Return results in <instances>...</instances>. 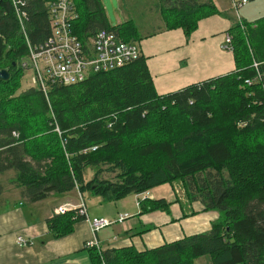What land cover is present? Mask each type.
<instances>
[{
    "label": "trees",
    "instance_id": "trees-1",
    "mask_svg": "<svg viewBox=\"0 0 264 264\" xmlns=\"http://www.w3.org/2000/svg\"><path fill=\"white\" fill-rule=\"evenodd\" d=\"M49 1L19 5L33 44L50 35ZM73 1L72 30L83 42L103 29L126 41L142 38L132 19L111 26L101 0ZM157 10L166 29L182 28L187 38L201 19L220 13L213 0H158ZM229 32L236 68L226 74L159 93L141 55L55 85L47 99L34 86L21 90L27 41L13 0H0V69L10 72L0 79V173L13 169L12 183L30 202L74 188L112 202L181 180L191 200L222 213L209 231L150 249H88L97 264L102 257L106 264H196L205 255L212 264H264V15ZM87 168L95 171L89 181ZM141 204L169 209L165 199ZM79 220L76 210L55 214L49 230L66 235Z\"/></svg>",
    "mask_w": 264,
    "mask_h": 264
},
{
    "label": "crops",
    "instance_id": "crops-1",
    "mask_svg": "<svg viewBox=\"0 0 264 264\" xmlns=\"http://www.w3.org/2000/svg\"><path fill=\"white\" fill-rule=\"evenodd\" d=\"M213 1L220 13L201 19L189 38L182 28L166 29L162 17L154 30L141 33L137 26L142 35L138 41L141 55L146 57L159 93L175 91L235 70L233 51L226 49L224 42L234 22L244 21L235 10L244 4L235 8L237 0ZM127 6L130 5L127 3ZM123 11V21L132 19L137 24L133 12ZM94 172L87 168L85 180L92 179ZM104 174L109 172L103 173L104 177H109ZM14 176L13 169L0 173L3 188L0 195V264H97L91 259L89 248L85 247L86 241L94 237L102 250L126 246L145 250L209 231L222 217L221 211L205 209L200 200H191L181 180L112 202H105L102 196L89 191L82 193L78 188L30 202L21 197V189L12 183ZM81 197L85 199L91 217H107L112 222L95 232L83 219L75 223L71 233L55 236L48 225V219L55 215V207L61 204L76 206ZM147 198L165 199L169 209L144 211L141 202ZM93 205L100 210L95 211ZM125 214V219L120 221V216ZM19 234L33 244L26 247L17 244Z\"/></svg>",
    "mask_w": 264,
    "mask_h": 264
},
{
    "label": "built area",
    "instance_id": "built-area-1",
    "mask_svg": "<svg viewBox=\"0 0 264 264\" xmlns=\"http://www.w3.org/2000/svg\"><path fill=\"white\" fill-rule=\"evenodd\" d=\"M28 0H13L17 18L24 34L28 52L20 59V66L24 72L31 73V86L41 90L47 99L52 87L55 85H71L84 81L91 73L100 70H111L132 63L141 56L139 42L126 41L115 29H103L85 42L80 40L72 30V22L78 17L77 6L73 0H53L47 3L50 23V35L44 42L33 44L28 36L26 19L27 10L21 9L20 4ZM247 0L235 1L234 6L239 7ZM233 36L230 32L225 35L224 47L233 50ZM254 67L259 69V63L254 62ZM264 77V71L259 73ZM251 83V80H248ZM15 135H19L15 133ZM81 202L72 206L61 204L55 207V214H64L76 210L77 215L87 220L93 231H98L108 226L112 221L107 217H91L88 206L83 197ZM125 215L119 220L123 221ZM17 244L26 247L33 242L26 236L19 234ZM85 247L97 248L102 252L100 242L96 237L86 241ZM101 264H106L102 257Z\"/></svg>",
    "mask_w": 264,
    "mask_h": 264
},
{
    "label": "rangeland",
    "instance_id": "rangeland-1",
    "mask_svg": "<svg viewBox=\"0 0 264 264\" xmlns=\"http://www.w3.org/2000/svg\"><path fill=\"white\" fill-rule=\"evenodd\" d=\"M101 1L111 26H116L124 20L125 15L123 9L125 10V12H133V16L135 17V21L137 22L136 25L141 30V33H145L149 30H154L155 28L158 27L159 23H161V21L158 20L160 19L161 14L159 10H156L158 0H128V1L101 0ZM121 1L123 7L121 5ZM127 3L130 5L129 7L127 6ZM235 10L240 17H243L245 21L248 22L253 21L258 17L264 15V0H247V3H245L243 6L239 8H236ZM163 26H165V24H163ZM21 84H22L21 90L29 88L28 86L32 84L31 73L29 71L25 72L24 76L21 79ZM106 176L112 178L114 174L110 175L109 173ZM180 184H181V189L183 190L182 183ZM89 207H90V203H89ZM93 208L95 211L100 210V208H97L95 205H93ZM195 263L211 264L212 262L210 256L205 255L199 257L195 261Z\"/></svg>",
    "mask_w": 264,
    "mask_h": 264
},
{
    "label": "water",
    "instance_id": "water-1",
    "mask_svg": "<svg viewBox=\"0 0 264 264\" xmlns=\"http://www.w3.org/2000/svg\"><path fill=\"white\" fill-rule=\"evenodd\" d=\"M10 78V72L8 69H0V79L8 80Z\"/></svg>",
    "mask_w": 264,
    "mask_h": 264
}]
</instances>
